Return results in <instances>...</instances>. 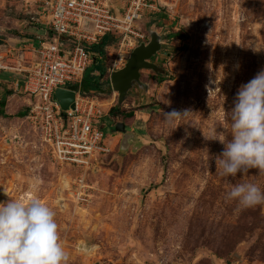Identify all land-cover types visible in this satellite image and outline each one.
I'll use <instances>...</instances> for the list:
<instances>
[{
  "label": "rangeland",
  "instance_id": "1",
  "mask_svg": "<svg viewBox=\"0 0 264 264\" xmlns=\"http://www.w3.org/2000/svg\"><path fill=\"white\" fill-rule=\"evenodd\" d=\"M39 12L35 0H0V44L42 35ZM143 26L145 43L151 31L162 37L151 59L158 70L141 72L148 101L138 86L119 104L111 74L133 49L113 42L105 73H92L103 84L98 126L110 151L89 169L56 160L18 117L28 105L15 74L0 72V100L11 99L0 117V203L37 197L52 208L67 264H264V204L243 208L227 196L237 183L264 191V173L224 177L216 165L238 90L264 71V0H180L171 17ZM172 109L191 114L168 125ZM81 180L87 202H77Z\"/></svg>",
  "mask_w": 264,
  "mask_h": 264
},
{
  "label": "built area",
  "instance_id": "2",
  "mask_svg": "<svg viewBox=\"0 0 264 264\" xmlns=\"http://www.w3.org/2000/svg\"><path fill=\"white\" fill-rule=\"evenodd\" d=\"M35 2L44 33L33 39L4 40L0 44V72L13 73L22 81V93L30 101L27 120L51 147L56 160L87 167L96 156L110 151L105 143L107 134L98 126L102 118L98 97L81 90L94 60L90 47L110 35L121 46L134 49L145 43L143 24L160 15L171 17L180 0ZM58 89L75 92L74 109L62 108L55 99ZM81 181L77 202H87V184Z\"/></svg>",
  "mask_w": 264,
  "mask_h": 264
},
{
  "label": "clouds",
  "instance_id": "3",
  "mask_svg": "<svg viewBox=\"0 0 264 264\" xmlns=\"http://www.w3.org/2000/svg\"><path fill=\"white\" fill-rule=\"evenodd\" d=\"M190 114L188 109L163 112L164 123L175 125ZM230 120V139H216L224 145L216 157L220 175L235 178L249 169L264 173V71L240 87ZM227 196L243 208L264 204V191L255 183H237ZM55 217L37 197L0 203V264H67Z\"/></svg>",
  "mask_w": 264,
  "mask_h": 264
},
{
  "label": "water",
  "instance_id": "4",
  "mask_svg": "<svg viewBox=\"0 0 264 264\" xmlns=\"http://www.w3.org/2000/svg\"><path fill=\"white\" fill-rule=\"evenodd\" d=\"M151 39L148 43H141L136 46L122 69L111 74V84L115 92L119 94L118 102L123 104L129 98L133 86L148 88V85L141 81V72L144 69L158 70V66L151 62V59L162 49V37L159 33L151 31ZM76 94L74 91L58 89L55 99L59 101L64 110L75 108ZM116 131L126 134V126L119 123L115 127Z\"/></svg>",
  "mask_w": 264,
  "mask_h": 264
},
{
  "label": "trees",
  "instance_id": "5",
  "mask_svg": "<svg viewBox=\"0 0 264 264\" xmlns=\"http://www.w3.org/2000/svg\"><path fill=\"white\" fill-rule=\"evenodd\" d=\"M49 34L52 35V31L49 30ZM173 36L175 35H170L168 37H173ZM115 41H118V39L113 36L107 35L103 37L102 40L98 44H94L90 47V52L95 55H94L93 64L87 70L84 76V79H83V83L81 85V90L83 92L91 94V95H99L104 92L103 84L100 81V78H101L100 75H103L106 71V67H105V59L107 55L106 49L107 47L111 46L112 43ZM93 72H98L100 74L99 77H94V75H92ZM135 86L138 87L137 85ZM72 88L77 90V86L75 85H73ZM140 88H143V87H140ZM131 91L132 92H130L129 96L133 95V90ZM143 91L145 92L146 89L144 88ZM146 93L147 91L145 92V94H143L139 98L141 105L142 104L144 105V103L148 101ZM8 94L11 95L12 92H9ZM6 101H7L6 98H3L2 100H0V117L8 116L5 114V111H4V108L6 106ZM115 110H116V107H114L110 111L115 112ZM28 111L29 110H26V112L24 113H19L18 117H26L28 114ZM105 133L108 134V132H105Z\"/></svg>",
  "mask_w": 264,
  "mask_h": 264
},
{
  "label": "crops",
  "instance_id": "6",
  "mask_svg": "<svg viewBox=\"0 0 264 264\" xmlns=\"http://www.w3.org/2000/svg\"><path fill=\"white\" fill-rule=\"evenodd\" d=\"M15 77V80H14V88H15V90H22V85H23V83H22V81L19 79V80H16L17 79V77L18 76H14ZM20 82V83H19ZM20 90V91H21ZM25 95V94H24ZM27 96V95H26ZM11 100V99H10ZM9 100V101H10ZM9 101H6V106H5V114H7V111H6V107L8 108L9 107V105H10V103H9ZM25 101L27 102V105H28V107L25 109V111L23 110V111H20L19 113H24V112H26V110H29V97L27 96V98H25ZM19 109L21 108V106L20 107H18ZM29 112V111H28ZM18 113V114H19Z\"/></svg>",
  "mask_w": 264,
  "mask_h": 264
},
{
  "label": "flooded vegetation",
  "instance_id": "7",
  "mask_svg": "<svg viewBox=\"0 0 264 264\" xmlns=\"http://www.w3.org/2000/svg\"><path fill=\"white\" fill-rule=\"evenodd\" d=\"M135 85H136V84H135ZM135 85L133 86V88H132L131 90H134V89H136V86H135ZM137 86H138V85H137ZM130 92H132V91H130ZM127 133H128V132H127ZM129 137H130V136H129ZM126 141L129 143V141H130V140H129V139H127Z\"/></svg>",
  "mask_w": 264,
  "mask_h": 264
},
{
  "label": "bare ground",
  "instance_id": "8",
  "mask_svg": "<svg viewBox=\"0 0 264 264\" xmlns=\"http://www.w3.org/2000/svg\"><path fill=\"white\" fill-rule=\"evenodd\" d=\"M85 247H86L87 249H88V248H90V246H89V245H88V246H85Z\"/></svg>",
  "mask_w": 264,
  "mask_h": 264
}]
</instances>
